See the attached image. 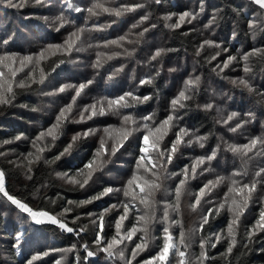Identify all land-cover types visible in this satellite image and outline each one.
<instances>
[{"label": "trees", "instance_id": "16d2710c", "mask_svg": "<svg viewBox=\"0 0 264 264\" xmlns=\"http://www.w3.org/2000/svg\"><path fill=\"white\" fill-rule=\"evenodd\" d=\"M19 3V0H13ZM74 7L87 9L95 0H67ZM110 7H123L124 5L143 4L144 7L134 12H128L120 18L101 13L99 17H89L86 11L76 13L67 9L66 0H47L44 4H35L34 0H26L22 7H7L6 0H0V39H9L7 45L0 43V53L9 51L20 55L35 54L48 44H62L68 33L78 27L92 29L93 25L106 26L104 31H86L82 35L81 51H74L71 55L49 54V58L42 61V68L51 72L55 62L64 59L62 64L45 81L43 85L31 83L30 87L14 88L15 97L8 105H0V171L5 173L6 191L26 203L33 210L47 211L58 216L75 229L74 233L62 231L56 225L31 223L26 213H22L6 198L0 196V264H28L34 256L39 258L33 264H84L86 253L83 246L87 244L90 250L97 251L93 241L99 232L98 217L104 209L111 205H120L125 200L122 191L112 192L101 199H92L107 187L122 189L131 177L136 157L139 155V144L144 132L136 131L125 143L124 147L112 156L102 170L97 171L85 187L67 182L57 176V173H67L75 177L77 170L93 158L98 149L103 129L108 126H120V118L115 115L96 116L84 123H75L79 119L80 111L86 106L102 97H117L132 91L135 95L150 96L151 99L137 103L135 107L124 110L137 119L155 113L157 122L162 121L170 114L171 100L175 98L184 87L186 80L199 77V85L194 90L192 99L187 101V107L179 108L176 115V127L165 138V145L175 139L174 132L185 128L190 135L184 137L185 141L194 140L196 136H206L205 147L200 148L193 143L191 147L185 143L176 153L173 162L168 166L169 173H180L182 169L190 166L196 157L211 154L217 149V157L211 164L198 168V173L203 168L210 170L203 175L197 174L195 179H190L187 185V194L182 197L179 216L185 231L192 229L201 215L207 209L214 210L209 222L204 226L203 232L194 233L189 255L196 257L201 249V237L208 241L206 251L209 259L204 264H264V230H257L249 241L247 232L259 218L261 205L252 203L240 218L236 228V246L230 255L225 254L228 240L216 242L217 235L227 236V226L231 214L224 210L218 214L215 209L223 202L224 193L227 192L229 180L227 177L235 170L242 167L247 161V177H236L241 180H251L256 170L264 167V155L249 157L234 155L227 151L229 144L244 145L250 138L264 136V56L255 55L248 61L251 71H243L244 61L241 57L253 49L264 50V17L260 16L261 10L251 0H162L156 4L154 0H102ZM64 11L71 21L70 24L56 31L59 21L54 18ZM184 11L197 14L191 23H181L180 27L173 28L179 16ZM149 18L138 28H133L141 17ZM171 20H165L166 16ZM215 16V21L210 26L209 21ZM45 17L48 19L46 20ZM257 17H260L257 19ZM187 19V18H186ZM87 20V23H85ZM254 21L255 29H249L248 22ZM110 25V26H109ZM144 28L148 31L140 35ZM120 36H127L129 41L122 47H103L107 40H114ZM204 41H213L220 48L201 45ZM91 44L93 47H88ZM100 45V47H96ZM228 49L227 52L222 49ZM163 49L157 60L152 61L151 56ZM199 50V54H197ZM102 56V67L93 68L96 53ZM220 53L215 60L211 57ZM127 53H131L130 55ZM111 56V59H106ZM237 59L229 64L223 71L222 66L229 57ZM210 61V62H209ZM118 68H123L113 79L110 76ZM213 69H216L215 71ZM39 68L36 69V78H39ZM27 72V69L25 70ZM158 73V74H157ZM25 73H20L18 79ZM151 77L152 83L140 85L141 79ZM244 78L247 80L251 91L242 85L234 84V80ZM93 81L88 85L74 106L70 121L63 128V135L55 141L50 151L44 157L51 160L72 142V137L87 129H98L95 135L81 138L72 150L52 164H47L42 159L39 163L31 165L32 172L26 171L28 164L25 157L33 152L32 141L42 130L51 126L59 110L71 102L74 88L64 93H55L62 85H76ZM211 104V109L205 105ZM36 109V111H33ZM238 113L229 124H224L231 113ZM251 114V115H249ZM244 122L243 127L237 132L229 131L237 123ZM21 136L20 140H16ZM11 141L10 143H4ZM51 143L50 138L47 140ZM111 141H109V146ZM87 171V170H85ZM31 179H28V176ZM218 177L226 179L212 188L209 195L205 196L202 205L193 212L189 207L194 202L195 194L208 181H215ZM79 179V177H77ZM180 176L169 175L163 181L162 190L156 194L160 202L157 207V217L163 215L162 204L171 201L174 189ZM264 195V192L260 193ZM238 199V198H237ZM91 200V203L80 204L81 201ZM72 201L74 203L69 204ZM65 209H68L66 212ZM123 208L112 209L104 215V239L110 240L115 236V221L121 215ZM135 211L130 212L129 218L124 221L125 228H131L136 223ZM96 221V223H93ZM164 225L156 222L152 227L155 246L163 244L161 229ZM180 227L171 229L178 238ZM23 233V241L19 247L16 237ZM79 233V234H76ZM134 237L126 251V257L131 258V249L139 242ZM72 249V251H54ZM49 255L44 256V252ZM154 251L138 254L132 264H141L151 258ZM119 259H111L105 253L97 251L95 257L88 258V264H122Z\"/></svg>", "mask_w": 264, "mask_h": 264}, {"label": "snow or ice", "instance_id": "6c2138e0", "mask_svg": "<svg viewBox=\"0 0 264 264\" xmlns=\"http://www.w3.org/2000/svg\"><path fill=\"white\" fill-rule=\"evenodd\" d=\"M26 0H19V3H14L13 0H6L7 7H22ZM35 4L47 3V0H34ZM156 4H160L162 0H154ZM252 4L258 6L259 9L264 10V0H251ZM67 9L80 13L81 11H86L89 17H99L101 13L107 14L109 16H114L120 18L128 12H134L139 8L144 7L143 4H132L124 5L123 7H110L102 0H95L91 7L87 9H81L80 7H74L71 2H67ZM261 17H264V11L260 13ZM148 16L144 15L141 17L137 24H134L133 28H138L141 24L148 20ZM187 18V19H186ZM197 18V14L189 11H184L180 14L179 20L176 24L170 25L173 28L180 27L181 23L187 22L191 23L192 20ZM260 17H257L259 19ZM47 20L48 18L45 17ZM59 21V26L56 31H60L66 25L70 24L71 21L65 15L64 11H61L59 15L54 18ZM165 20H171L172 16H166ZM215 21V16L209 21L206 27L213 24ZM87 23V20L86 22ZM264 23V21H262ZM110 26V25H109ZM106 26L93 25L92 29L86 27H78L75 30L68 33L62 44H48L45 48L41 49L40 52L29 55H20L18 53L3 51L0 53V105H8L12 102L15 97L14 88H26L30 87L31 83H39L43 85L51 72H55L62 64L66 63L64 59H60L55 62L51 69V72L45 71L41 64L42 61L49 58V54L56 55L60 53L62 55H71L74 51L83 50L82 45V35L86 31H104ZM249 29H255L256 24L254 21L248 22ZM148 31L144 28L143 32L140 33L143 36L144 32ZM134 41H129L127 36H120L114 40H107L104 42L103 47L115 46L120 48L124 43H129ZM0 43L7 45L9 39H0ZM204 45L210 47L214 46L220 48L219 44H214L213 41H204L201 48ZM88 47H93L89 44ZM100 47V45H96ZM164 50L158 49L152 56L151 60L155 61L162 54ZM222 51L227 52L228 49H222ZM131 54V53H127ZM199 54V50L197 52ZM220 53H216L211 57L215 60ZM104 54L97 52L96 60L93 63V68L102 67V56ZM262 55L264 56V50L253 49L251 52L245 53L241 59L244 61L243 71L248 73L251 71L248 61L252 56ZM111 56H107L106 59H111ZM237 57L229 56L223 65H217L219 71H223L229 66L230 63L235 61ZM210 62V61H209ZM39 68V78H36V69ZM27 69V72L25 70ZM123 68H118L113 73L109 79H113L116 74L122 71ZM214 71L216 69H213ZM20 73H25L23 77L18 79ZM158 74V73H157ZM29 81L31 83H29ZM93 83L89 80L87 83L76 85H62L55 93H45L46 95H55L58 93H64L70 88H74V95L71 97V102L62 107L58 114L56 115L54 123L47 129L39 132L35 139L32 141L33 152H29L25 157L28 167L26 171L28 173L32 172L31 165L34 163H39L42 159L47 164H52L59 160L62 156L69 153L73 146L81 138H87L90 135H95L98 129H87L82 133H77L72 137V142L69 143L62 152L55 155L51 160L44 157L46 151H50L55 145V141L63 135V128L66 122L70 121L74 106L76 105L78 98L84 92V89ZM152 78L141 79L140 85L151 84ZM234 84L242 85L245 88L249 87L247 80L244 78H239L233 81ZM199 85V77L194 79L190 78L185 81L184 87L179 91L178 95L171 100L170 114L162 121L157 122L155 119V113L143 116L137 119L131 114H125L124 110L135 107L137 103H143L151 99L150 96H137L134 92L129 91L123 95L117 97H102L97 101H94L91 105H86L79 113V119L72 122L84 123L87 120H91L96 116L105 115H115L120 118V126H108L103 129L104 136L101 137L99 147L94 152L93 158L84 164L82 169L77 170L76 176H69L67 173H57V176L61 179H65L67 182L78 184L79 187L83 188L89 183L92 177L97 171L103 169L105 164L110 160L112 156H115L121 148L124 147L125 143L136 131L143 130L144 134L141 137L139 144V155L135 160V167L131 177L126 181L122 189H114L112 187H107L97 196L92 199H101L112 192H121L125 197V200L121 202L120 205H111L110 208L104 209L98 217L99 220V232L95 236L93 244L99 252H103L107 257L111 259H119L123 264H132V261L136 256L144 251L150 241L153 239L152 227L156 222L162 223L163 227V244L160 246L159 251L155 256H152L149 260L145 261L144 264H204L206 260L209 259L207 254L206 245L208 241L201 237L199 241V247L201 249L200 253L196 257H191L189 255V249L192 246V237L196 232H203L204 226L209 222V217L213 215L214 210L209 208L206 213L201 215L197 225H194L192 229L185 231L180 220L174 219L173 215L179 216L181 211V201L182 197L187 194V185L190 179H195L197 174L203 175L204 172L209 171V168H203L201 172L198 173V168H202L205 164H211V162L217 157V149H213L211 154L205 156L196 157L194 162L188 166L186 165L180 173H169L168 166L172 164L176 153L180 150L181 146L187 143V146L191 147L193 143L197 144L200 148L205 147V142L207 140L206 136L200 135L196 136L194 140L185 141L184 137L189 136L190 133L185 128H179L174 132L175 139L171 140L169 144L165 145V138L172 132V129L176 127V121L180 119L176 115L179 108L187 107V101L192 99L194 90ZM205 109H211L212 105L207 104L204 106ZM36 111V109H33ZM251 115V114H249ZM238 116V113H231L228 115L227 119L223 121L224 124H229L234 118ZM244 122L237 123L235 127H230L229 131L237 132L243 127ZM22 137L17 136L15 139L20 140ZM50 138L51 143L47 140ZM109 141L111 144L109 146ZM11 141H5L4 143H10ZM227 151H231L234 155H239L241 157H249V153L254 155L249 157L253 159L255 156L264 155V136H257L250 138L249 142L244 145H234L229 144ZM2 154V153H0ZM247 161H243L242 167L239 170H235L231 173L227 179L229 180V186L227 192L224 193L223 202H221L215 209V213H219L224 210L227 205V211L231 214V219L227 226V236L217 235L216 242L211 244V247H216L222 239L228 240V247L225 250L226 255L232 253L233 248L236 246L235 232L239 225L240 218L244 215L245 211L249 208L252 203L259 202L261 205L259 211V218L256 220L255 224L247 232V238L249 241L256 234L257 230H264V195L260 193L264 192V167H260L255 171L254 176L251 180L245 181L241 179H236V177H247L249 175L247 171ZM87 170V171H85ZM169 175L180 176L178 184H176L174 189V196L171 201H164L162 204L163 215L158 218L157 207L160 203L156 199V194L159 193L163 188V181ZM79 177V179L77 178ZM32 177L29 175L28 179ZM226 178L218 177L215 181H208L203 187L195 194V199L192 204L189 205L193 212L202 205V202L211 203V201H205V196L209 195L212 188L221 184ZM0 196L6 198L12 205H15L22 213H26L30 218L31 223L40 225L43 223H50L59 227L62 231L74 233L75 229L69 227L66 222L61 220L58 216L49 214L47 211H37L33 210L26 203L16 198L14 195L6 191L5 183V173L0 171ZM238 198V199H237ZM69 204L74 202L69 201ZM91 203V200L81 201L80 204ZM123 208V212L116 218L115 229L116 234L110 240H105L102 236L104 232V215L111 211L112 209ZM67 212L68 209H65ZM135 211L136 213V223L132 225L131 228H125L124 221L129 218L130 212ZM96 223V221H93ZM179 226L180 232L178 238L174 236L171 229L173 227ZM139 242L135 243V246L131 249V258L125 256V241L131 243L134 237H137ZM79 234V233H76ZM17 243L14 247H19L23 241V233H19L16 237ZM83 250L86 253L84 258V264H88V258L95 257L97 251L90 250V247L85 244ZM54 251H72V249L64 250H54ZM44 256L49 255V252H44ZM38 256L32 257L28 261V264H33V261L38 259ZM56 264H60L57 261Z\"/></svg>", "mask_w": 264, "mask_h": 264}, {"label": "rangeland", "instance_id": "374dc122", "mask_svg": "<svg viewBox=\"0 0 264 264\" xmlns=\"http://www.w3.org/2000/svg\"><path fill=\"white\" fill-rule=\"evenodd\" d=\"M152 231H153V230H152ZM161 232H162V234H163V229H161ZM126 245H127V247H125V249H124V251H125V256H126V251L130 248L131 244L127 243ZM159 248H160V247H159ZM159 248H157V247L155 246L154 235H153V239L150 241L148 247H147L144 251L140 252L139 254H142V253H149V252H152V253H153V251H154V255H153V256H155L156 253L159 251ZM130 255H131V253H130ZM149 259H150V258H149ZM149 259H147V260H149ZM147 260H145V261H147ZM145 261H143L141 264H144ZM122 264H123V263H122Z\"/></svg>", "mask_w": 264, "mask_h": 264}]
</instances>
